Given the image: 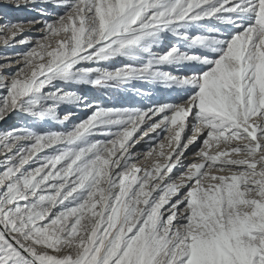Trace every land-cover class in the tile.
Here are the masks:
<instances>
[{
	"label": "snow or ice",
	"instance_id": "obj_1",
	"mask_svg": "<svg viewBox=\"0 0 264 264\" xmlns=\"http://www.w3.org/2000/svg\"><path fill=\"white\" fill-rule=\"evenodd\" d=\"M9 8L0 264H264V0Z\"/></svg>",
	"mask_w": 264,
	"mask_h": 264
},
{
	"label": "rangeland",
	"instance_id": "obj_2",
	"mask_svg": "<svg viewBox=\"0 0 264 264\" xmlns=\"http://www.w3.org/2000/svg\"><path fill=\"white\" fill-rule=\"evenodd\" d=\"M2 5H3V0H0V8H2ZM6 11H7V16H5L2 11H0V24H3L6 19L27 20V19L32 18L35 15L34 13H31L27 10H16V9L9 8ZM29 35H34V33H29ZM20 50H22L20 47H17L16 49H14V51H20ZM4 51L5 49L2 46H0V53H3ZM14 123H15V117L10 116L5 121H0V130L8 128L12 126Z\"/></svg>",
	"mask_w": 264,
	"mask_h": 264
}]
</instances>
